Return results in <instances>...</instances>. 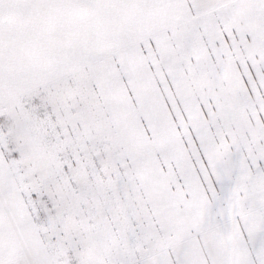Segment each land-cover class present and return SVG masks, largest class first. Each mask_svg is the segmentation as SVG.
<instances>
[{"label":"snow or ice","instance_id":"obj_1","mask_svg":"<svg viewBox=\"0 0 264 264\" xmlns=\"http://www.w3.org/2000/svg\"><path fill=\"white\" fill-rule=\"evenodd\" d=\"M0 264H264V0H0Z\"/></svg>","mask_w":264,"mask_h":264}]
</instances>
